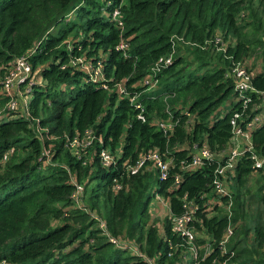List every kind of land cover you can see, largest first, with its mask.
<instances>
[{"label": "trees", "instance_id": "trees-1", "mask_svg": "<svg viewBox=\"0 0 264 264\" xmlns=\"http://www.w3.org/2000/svg\"><path fill=\"white\" fill-rule=\"evenodd\" d=\"M28 53L29 117L0 119V264H147L137 254L194 264L172 230L185 203L196 207L188 226L200 257L210 250L198 264H264V163L255 169L251 159L264 158V122L226 174L227 196L212 186L231 149L233 115L244 130L260 111L257 94L245 105L238 98L231 69L253 58L251 84L264 93V0H0V81ZM79 57L105 81L73 63ZM162 122L173 126L164 133ZM87 133L90 146H69ZM202 145L213 159L183 170ZM104 149L119 151L109 168ZM149 152L171 160L166 180L151 162L126 173ZM256 175L248 209L245 187ZM154 196L168 205L161 222H150Z\"/></svg>", "mask_w": 264, "mask_h": 264}, {"label": "built area", "instance_id": "built-area-1", "mask_svg": "<svg viewBox=\"0 0 264 264\" xmlns=\"http://www.w3.org/2000/svg\"><path fill=\"white\" fill-rule=\"evenodd\" d=\"M118 11L114 10L112 16L116 19ZM121 25V22H118ZM219 39H216L218 42ZM125 44L121 43L118 47L121 50L125 49ZM30 53L26 55L18 56L14 59L12 67L8 72L1 78L0 81V106L4 107L5 110L0 112V119L10 113H18V110H21L22 115L25 118L29 117V95L31 93V87L33 86V72L30 61L28 57ZM85 61V62H84ZM80 63L83 70L86 72L90 78L95 81L101 82L105 81L103 72L99 67H92L89 61L83 60L82 57L76 58L73 63ZM169 63L170 58H161L158 61L160 63ZM231 75L234 80V91L238 94V98L243 99V103L249 101L247 94H257L259 98H261V103L256 107L255 110H260L257 112L252 118L249 119L248 123L245 126V129H241L238 126V119L240 118L239 114L233 115V118L230 120V125L232 126V139H231V149L229 151L228 157L226 158L224 164L218 165L214 170V178L212 180V186L219 196H227L228 191L226 187V174L232 171L240 157H242L246 152L252 151V140L250 131L264 122V93L256 91L251 84L252 72L247 70L246 66L241 62L234 63L231 69ZM150 79L147 78L145 84H149ZM155 83L151 86L154 87ZM104 88V87H103ZM116 92L120 95H124V97L130 98L133 101V98L130 97L129 93L126 91L125 87L122 84H118L115 88ZM139 119L143 120L141 116H138ZM173 123H158V127L166 133L169 128H172ZM93 137L90 136L89 133L85 134L83 138L74 137L70 142L69 146L71 148H81L85 149L90 146L92 143ZM46 156H49V153H45ZM77 154V152H76ZM99 158L101 160V164L105 168H109L117 163V157L114 153L110 152L109 149L101 150L99 154ZM6 157L3 158V162ZM213 156L211 152L205 145H202L195 154L192 155L190 163L183 167V170H199L204 164L208 161H211ZM251 159L253 160V167L255 169H260L263 166L264 158L260 159L251 154ZM152 163V165L156 168L160 180H166L169 174L170 167L172 165L171 160H163L162 157L157 152H149L145 155H141L132 165H128L126 167V173L130 176L137 175L148 163ZM177 183V178L175 179ZM118 183H114V189H120L117 185ZM82 192L80 187H77V193L75 195V200L78 202V195ZM213 203L219 204L215 201ZM166 202L163 203L165 205ZM167 205V204H166ZM164 207L162 210H164ZM168 208V205H167ZM185 209L184 213L178 217L173 219V232L182 237L188 247V252L186 254H190V257L194 261V264H198L197 262L202 261L203 258L210 255V250L208 246L202 247L204 250L202 256L200 257L199 250L200 247L194 245L195 235L192 230L188 226V222L192 218V211L196 209L194 205L191 203H185L183 205ZM232 235V230L230 227L226 230V235L222 242L220 243L221 249L224 250V246L227 244L229 237ZM141 257L147 264H153L152 260L148 259L146 256L137 254ZM184 259H187V256H184ZM222 264H227V262H223Z\"/></svg>", "mask_w": 264, "mask_h": 264}, {"label": "rangeland", "instance_id": "rangeland-1", "mask_svg": "<svg viewBox=\"0 0 264 264\" xmlns=\"http://www.w3.org/2000/svg\"><path fill=\"white\" fill-rule=\"evenodd\" d=\"M221 49V48H220ZM254 62V60H253V58H249V59H247L246 61H243L242 63H243V65L244 66H249L250 67V65L252 64ZM256 67H258V70H259V66L257 65ZM255 67V68H256ZM254 68V69H255ZM253 69V70H254ZM251 71V70H250ZM29 98H31V95H29ZM225 107V106H224ZM223 107V108H224ZM3 110H5L4 109V107H1L0 106V112L2 111L3 112ZM19 111H21L20 109L18 110V112ZM115 153V155L116 156H118V154H119V151H118V149H117V151H115L114 152ZM257 179V175L255 176V177H252V179L250 180V182H248L247 184H246V187H245V189H247V190H249V194H247V196L246 197H244V200H246L247 201V203L249 204L248 205V209H253V203L252 202H250V199H252V198H250V196H251V194H252V192L254 191V189H256V187H255V180ZM244 189V190H245ZM150 191L151 192H154L155 191V187L154 186H152V188L150 189ZM157 196H154V197H152V199H151V203H150V207L152 208V210H161L162 208H163V206H165L164 207V210H162V211H159V213L161 214V216H159L160 214L158 213V211L157 212H155L154 211V216L153 217H150V222L151 221H153L154 219H156V222H161V219L163 218V216H165L166 215V213H167V211H168V208H167V205L165 204V205H163V203L165 202L164 200H161V199H157L156 198ZM188 259H191V257H190V254L188 253L187 254V261H188ZM188 264V263H187Z\"/></svg>", "mask_w": 264, "mask_h": 264}]
</instances>
